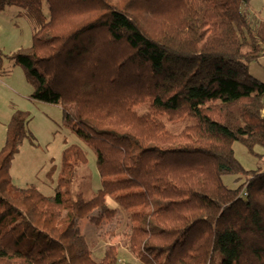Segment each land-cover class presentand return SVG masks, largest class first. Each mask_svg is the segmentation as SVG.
<instances>
[{"label": "trees", "instance_id": "1", "mask_svg": "<svg viewBox=\"0 0 264 264\" xmlns=\"http://www.w3.org/2000/svg\"><path fill=\"white\" fill-rule=\"evenodd\" d=\"M250 1L0 0L33 25L29 47L0 56L23 69L31 99L60 106L99 175L89 197L72 192L88 160L71 144L53 194L13 184L28 120L14 110L0 150V264H114L120 249L141 264H264V170L232 148H264V82L248 71L264 57V19L252 23ZM162 116L195 123L173 133ZM94 210L130 225L100 260L72 234Z\"/></svg>", "mask_w": 264, "mask_h": 264}, {"label": "rangeland", "instance_id": "2", "mask_svg": "<svg viewBox=\"0 0 264 264\" xmlns=\"http://www.w3.org/2000/svg\"><path fill=\"white\" fill-rule=\"evenodd\" d=\"M245 8L249 18L264 19V0H251ZM22 9L7 6L0 10V22L5 30L0 34V51L3 54L15 52L19 48L29 47L33 33V25L20 11ZM20 12V13H19ZM17 15V16H16ZM255 16V17H254ZM0 150L5 142L6 124L14 110L28 113L26 123L27 137L20 145L19 151L12 159L9 169L10 179L19 187H37L42 193H54L56 179L60 170L61 155L65 147L75 144L86 153L87 163L77 168V176L71 185L72 192L83 191L89 197L99 181L95 156L90 148L77 135L68 129L61 119V108L57 104L33 100L29 97L32 85L24 75L23 69L14 61L0 56ZM249 73L264 82V57L250 62ZM148 102L134 107L138 114L145 113ZM165 129L176 133L184 127L195 123L191 117L168 120L160 117ZM235 157L247 169L260 167L264 170V148L256 146L261 154L259 158L247 153L237 141L232 144ZM222 181L227 187H234V176L223 174ZM111 206H115L108 198ZM100 218L99 221L97 219ZM130 230L127 214L119 211L112 217L94 210L87 218L78 221L73 229V237L80 250H88L96 260L103 256L107 245L123 240ZM122 248V247H121ZM114 264H141L133 255L120 249Z\"/></svg>", "mask_w": 264, "mask_h": 264}, {"label": "crops", "instance_id": "3", "mask_svg": "<svg viewBox=\"0 0 264 264\" xmlns=\"http://www.w3.org/2000/svg\"><path fill=\"white\" fill-rule=\"evenodd\" d=\"M254 17H255V16H254ZM253 20H254L253 22L256 23L257 20H259V19L254 18ZM4 30H5V26L0 22V34L3 33ZM1 65H2V60L0 61V66H1Z\"/></svg>", "mask_w": 264, "mask_h": 264}]
</instances>
